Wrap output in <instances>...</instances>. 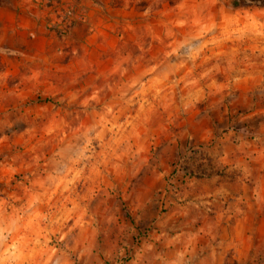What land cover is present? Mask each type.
<instances>
[{"label": "rangeland", "instance_id": "1", "mask_svg": "<svg viewBox=\"0 0 264 264\" xmlns=\"http://www.w3.org/2000/svg\"><path fill=\"white\" fill-rule=\"evenodd\" d=\"M14 5L0 264H264V0Z\"/></svg>", "mask_w": 264, "mask_h": 264}, {"label": "crops", "instance_id": "2", "mask_svg": "<svg viewBox=\"0 0 264 264\" xmlns=\"http://www.w3.org/2000/svg\"><path fill=\"white\" fill-rule=\"evenodd\" d=\"M13 1L15 4L14 5L15 9L14 10L12 9V11L9 10V12L7 13L9 20H14L19 15L18 10L21 8H24V7H28L32 0H13ZM1 12L3 14H5L4 11H1ZM0 20H1V18H0ZM21 28H24L23 24L22 23H16V24H11L8 27V30L13 31V32H15V31L19 32V30ZM5 29H7V28L4 26L3 27L0 26V30H5ZM45 38H46V40H48V43H50L52 41L54 42L56 40L53 34H50V35L46 36ZM206 260L207 259L204 258L202 261V264H206V262H207Z\"/></svg>", "mask_w": 264, "mask_h": 264}]
</instances>
